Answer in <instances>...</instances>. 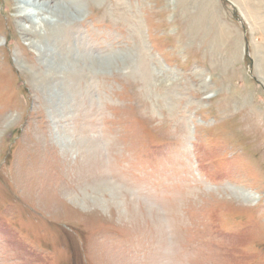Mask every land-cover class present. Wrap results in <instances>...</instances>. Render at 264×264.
Masks as SVG:
<instances>
[{"label": "rangeland", "instance_id": "1", "mask_svg": "<svg viewBox=\"0 0 264 264\" xmlns=\"http://www.w3.org/2000/svg\"><path fill=\"white\" fill-rule=\"evenodd\" d=\"M23 1L0 0V264H264V0H50L46 40Z\"/></svg>", "mask_w": 264, "mask_h": 264}, {"label": "bare ground", "instance_id": "2", "mask_svg": "<svg viewBox=\"0 0 264 264\" xmlns=\"http://www.w3.org/2000/svg\"><path fill=\"white\" fill-rule=\"evenodd\" d=\"M42 1L44 2L43 4H41ZM51 2H53V1H50V0H28V2L27 1L26 2L23 1V4H25V6H23V8L21 7V9H22L23 13L25 14V16H27V18H29L30 21L33 23V26L31 28L30 32L41 36L43 40H46L47 38H50L52 36L59 35V33H62V31H61L62 28H59L62 25V21H63L62 18H65L66 20L71 19L69 13L65 10L64 6H62L61 4H57L54 7V10L45 9V7L47 8L48 5L51 4ZM20 3H22V2L20 1ZM45 15H47V16H45ZM33 17H37L39 20L35 21V20H33ZM64 23H67V22H64ZM47 28L48 29L51 28V31H50L51 33L50 34L47 33L48 32ZM63 30L66 31L65 28ZM47 36H50V37H47ZM94 142H95V145L97 147L96 153L98 155L100 153L99 152L100 151L99 148L101 147V141L97 139L95 141H92V144H94ZM239 198L245 202V201H249L251 199H256L257 197L252 192L245 193V192L241 191L239 193ZM150 201H148V202H150ZM145 203H147V202L145 201ZM147 208H148L149 211H152L154 208H156V204L155 203H151V205H148ZM156 209H158V208H156ZM157 216H158V220L159 221L162 222L164 220L163 219V214L161 212ZM166 222H168V221H166ZM167 233L168 232L166 231V229H165V232L162 230L161 237L164 238V235L167 234ZM169 245H171V242L168 244V246Z\"/></svg>", "mask_w": 264, "mask_h": 264}]
</instances>
